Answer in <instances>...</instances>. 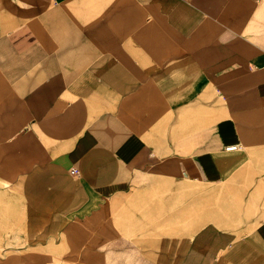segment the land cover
<instances>
[{
    "label": "crops",
    "instance_id": "1",
    "mask_svg": "<svg viewBox=\"0 0 264 264\" xmlns=\"http://www.w3.org/2000/svg\"><path fill=\"white\" fill-rule=\"evenodd\" d=\"M0 180L17 251L264 264V0H0Z\"/></svg>",
    "mask_w": 264,
    "mask_h": 264
},
{
    "label": "rangeland",
    "instance_id": "2",
    "mask_svg": "<svg viewBox=\"0 0 264 264\" xmlns=\"http://www.w3.org/2000/svg\"><path fill=\"white\" fill-rule=\"evenodd\" d=\"M244 147L246 149L247 145ZM0 191V264H5L3 260L15 258H19L24 264H32V260L37 258H52L55 260L54 264H70L72 258H78V252L73 253L71 250L65 249L66 247H63V244L51 251H17L16 248L19 247V234H6L5 231L7 225L18 226L19 220L17 218L8 219L5 215H7V212L19 214V192L16 188L8 187L1 180ZM70 246L69 244L68 247ZM36 254H39V257L34 258ZM75 264H78V261H75Z\"/></svg>",
    "mask_w": 264,
    "mask_h": 264
},
{
    "label": "bare ground",
    "instance_id": "3",
    "mask_svg": "<svg viewBox=\"0 0 264 264\" xmlns=\"http://www.w3.org/2000/svg\"><path fill=\"white\" fill-rule=\"evenodd\" d=\"M10 84H11V83H10ZM248 127H250V126H248ZM252 129H253V128H252ZM254 129H255V128H254ZM186 139H189V138H186ZM190 139H191V138H190ZM185 141H186V140H185ZM185 143H186V142H185ZM185 143H184V144H185ZM189 143H190V142H189ZM181 144H182V143H181ZM179 146H180V144H179ZM179 146H178V147H179ZM184 146H185V145H184ZM189 148H190V147H189ZM13 161H14V160H13ZM169 162H170V161H169ZM169 162H168V163H169ZM15 166H16V165H15ZM6 168H7V167H6ZM4 169H5V167H4ZM8 169H9V167H8ZM6 170H7V169H6ZM6 170H5V171H6ZM18 172H19V171H18ZM173 175H174V174H173ZM3 177H4V176H3ZM8 190H9V189H8ZM0 192H1V191H0ZM2 193H3V192H2Z\"/></svg>",
    "mask_w": 264,
    "mask_h": 264
}]
</instances>
